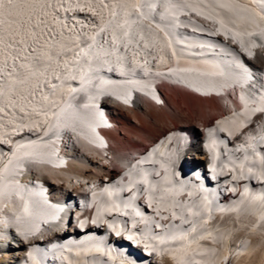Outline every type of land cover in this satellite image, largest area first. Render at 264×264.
Listing matches in <instances>:
<instances>
[{"label": "bare ground", "instance_id": "1", "mask_svg": "<svg viewBox=\"0 0 264 264\" xmlns=\"http://www.w3.org/2000/svg\"><path fill=\"white\" fill-rule=\"evenodd\" d=\"M215 31L254 50L255 65L264 67V0H0V253L26 257L11 264H43L40 251L24 248L23 236L40 217L35 190L18 183L25 166L64 195H89L93 183L129 171L123 190H138L165 225L155 232L154 221L120 201L114 188L92 194L96 217L125 210L155 253L151 264H264V87L245 92L233 86L231 54ZM174 76L219 82L228 91L200 94L172 82ZM161 78L156 86L163 103L149 97ZM132 90L140 93L130 106L123 101ZM169 90L197 103L199 117L186 123L191 127L169 111ZM97 99L114 121L103 129L109 138L104 150L87 139L90 133L95 138L97 119L107 121ZM252 116L256 124L248 128ZM129 118L154 130L127 138L122 123ZM220 120L232 153L221 142H205L204 126ZM177 129L187 130L190 142L176 133L153 159L135 162ZM205 147L218 149L225 182L242 190L224 210L201 184H185L188 174L179 168L182 161L203 164ZM246 177L259 189H241ZM75 230L72 221L66 228L52 223L47 231ZM100 246L101 240L83 237L52 248L50 256H60L62 264H136L122 249Z\"/></svg>", "mask_w": 264, "mask_h": 264}, {"label": "rangeland", "instance_id": "2", "mask_svg": "<svg viewBox=\"0 0 264 264\" xmlns=\"http://www.w3.org/2000/svg\"><path fill=\"white\" fill-rule=\"evenodd\" d=\"M169 92H170V94H168V95H169V97L171 96L169 98V111L173 112V113L175 112L174 113L175 117H177L179 120H182L183 123H185L184 125H187L186 123H189L190 120L192 121L194 119H197V117H199V115L197 114V110H198L197 103H193V104L191 103L190 104L189 99H186V96L183 92H180V91H172L171 92V90H169ZM215 116L216 115H215V112L213 110L209 111L207 114L209 121H212V119L215 118ZM123 121H124V119H123ZM142 124L143 123H141V122L140 123L132 122V121H130V118L125 119V121L122 123V125H123L122 127L125 129V131H127L126 137L132 136L135 134L141 135L142 133L143 134L146 133V131H150V130L153 131L154 130L152 125H149L147 127V126H145V124H143L144 126ZM187 126L191 127V125H187ZM129 139H128V142H130ZM12 257H13L12 255L7 256V254H4V256L0 257V263H8V264L10 263L11 264Z\"/></svg>", "mask_w": 264, "mask_h": 264}]
</instances>
